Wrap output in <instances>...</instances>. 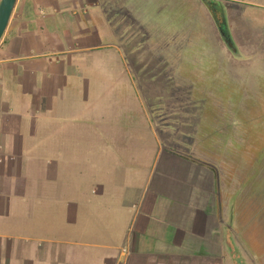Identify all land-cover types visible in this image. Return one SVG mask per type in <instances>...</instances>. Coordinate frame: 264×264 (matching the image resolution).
<instances>
[{
	"label": "rangeland",
	"instance_id": "rangeland-1",
	"mask_svg": "<svg viewBox=\"0 0 264 264\" xmlns=\"http://www.w3.org/2000/svg\"><path fill=\"white\" fill-rule=\"evenodd\" d=\"M209 3L224 13L237 53L220 37ZM141 10L152 29L164 33L170 23L173 32L181 34L172 38L174 78L169 77L170 84L161 90V97L169 99L161 106V115L154 117L157 112L147 104L156 98L146 99L135 71L131 69V75L121 60L116 67L109 60L107 66L92 65L87 71L86 97L71 96L55 103L50 113L43 112L40 126L54 130L49 134L53 149L47 151L54 165L45 164L43 171L52 177L51 183L41 181L28 201L25 221L36 239L35 248L42 247L46 238L89 240L85 228L99 227L94 236L104 225L122 227L126 233L133 221L140 222L143 210L135 212L122 202L131 200L162 146L170 145L219 164L221 175L227 176L220 180V208L233 192L227 248L243 264H261L264 0H157ZM159 50L147 48L140 60L147 55L149 61L158 62L156 69L164 57ZM162 74L164 82L168 75L164 70ZM171 113L176 118H168ZM169 121L176 123L178 132L162 131L163 122Z\"/></svg>",
	"mask_w": 264,
	"mask_h": 264
},
{
	"label": "crops",
	"instance_id": "crops-1",
	"mask_svg": "<svg viewBox=\"0 0 264 264\" xmlns=\"http://www.w3.org/2000/svg\"><path fill=\"white\" fill-rule=\"evenodd\" d=\"M156 1L15 0L0 38V264H243L227 248L233 192L220 208V180L227 176L216 161L170 145L162 146L131 200H123V207L143 210L140 222L133 221L126 233L104 225L94 236L99 227L85 228L89 240L46 238L35 248L25 221L30 197L41 181L51 183L52 178L43 172L45 164L54 165L47 152L53 149L49 134L54 130L40 126L44 111L50 113L55 103L71 96L86 97L87 71L109 60L115 67L121 60L130 73L133 69L148 99L152 81L148 74L141 78L140 64L151 63L150 71L156 64L147 55L140 60L147 48L164 54L157 68L168 77L159 84L167 86L174 78L172 38L181 34L169 22L159 33L143 18L141 9ZM123 244L129 248L126 256L120 251Z\"/></svg>",
	"mask_w": 264,
	"mask_h": 264
},
{
	"label": "flooded vegetation",
	"instance_id": "flooded-vegetation-1",
	"mask_svg": "<svg viewBox=\"0 0 264 264\" xmlns=\"http://www.w3.org/2000/svg\"><path fill=\"white\" fill-rule=\"evenodd\" d=\"M152 64H155V62H152ZM151 66H152L151 63L149 64V63H147V61L145 62L143 60L140 64V68L143 67L142 71L140 72L141 73L140 76L142 78L148 74L147 75L148 79H150L152 81L151 86H148V90H150V92H151V97L156 98L155 99L156 101L152 100L150 102V110L152 111V113L157 112L155 115L154 114H152V115L154 117H158L161 115V113H160V110L162 108L161 106H163V104L166 102V99H169V98H166V97L162 98L161 97L163 95L161 93V90L166 87L165 84H159L161 79L163 78V75H164V74H162V69L157 68L155 70L150 71V69L152 68ZM144 67H146V68H144ZM138 68H139V66H138ZM147 69H149V71ZM147 71H148V73H146ZM155 104H159V106L158 105L154 106ZM173 114L174 113L169 114L168 118H172V119L176 118V116L175 115L173 116ZM163 124L164 125H162V127L166 128V129H164V130L162 129V131L173 130L172 131L173 133L175 131L178 132L177 130L179 129V127L176 125V123L169 121V122H165V123L163 122ZM170 134H172V133L170 131H168L167 135H170Z\"/></svg>",
	"mask_w": 264,
	"mask_h": 264
},
{
	"label": "water",
	"instance_id": "water-1",
	"mask_svg": "<svg viewBox=\"0 0 264 264\" xmlns=\"http://www.w3.org/2000/svg\"><path fill=\"white\" fill-rule=\"evenodd\" d=\"M15 0H0V38L6 28L11 11L13 9ZM225 41L229 48L233 50L234 53L237 52V49L232 41H229L225 38ZM238 261V259L236 258Z\"/></svg>",
	"mask_w": 264,
	"mask_h": 264
},
{
	"label": "trees",
	"instance_id": "trees-1",
	"mask_svg": "<svg viewBox=\"0 0 264 264\" xmlns=\"http://www.w3.org/2000/svg\"><path fill=\"white\" fill-rule=\"evenodd\" d=\"M209 11L213 17L214 23L223 38L231 41L229 29L226 22V17L221 9L217 8L214 4H208Z\"/></svg>",
	"mask_w": 264,
	"mask_h": 264
},
{
	"label": "built area",
	"instance_id": "built-area-1",
	"mask_svg": "<svg viewBox=\"0 0 264 264\" xmlns=\"http://www.w3.org/2000/svg\"><path fill=\"white\" fill-rule=\"evenodd\" d=\"M120 251H121L122 255L126 256V255H128V253H129V248L127 247L126 244H123V245L120 247Z\"/></svg>",
	"mask_w": 264,
	"mask_h": 264
}]
</instances>
